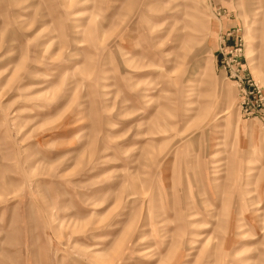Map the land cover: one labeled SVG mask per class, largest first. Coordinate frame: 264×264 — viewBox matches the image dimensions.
Returning a JSON list of instances; mask_svg holds the SVG:
<instances>
[{"label": "rangeland", "instance_id": "obj_1", "mask_svg": "<svg viewBox=\"0 0 264 264\" xmlns=\"http://www.w3.org/2000/svg\"><path fill=\"white\" fill-rule=\"evenodd\" d=\"M0 264H264V0H0Z\"/></svg>", "mask_w": 264, "mask_h": 264}]
</instances>
